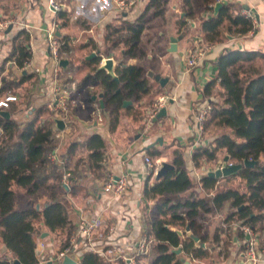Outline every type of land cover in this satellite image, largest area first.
Instances as JSON below:
<instances>
[{
  "label": "crops",
  "instance_id": "crops-1",
  "mask_svg": "<svg viewBox=\"0 0 264 264\" xmlns=\"http://www.w3.org/2000/svg\"><path fill=\"white\" fill-rule=\"evenodd\" d=\"M58 1L65 5V10L55 15L50 10L49 0H0V17L13 20L10 25L12 28L0 29V67L4 66V69L0 68V80L5 78L18 84L13 90L17 91L19 97L18 103H14L17 109L13 114L17 121H29L42 108L40 124H52L59 132L61 141L56 148L58 157L68 156L69 144L77 142L74 166L82 158H88L89 150L84 142L89 137L99 134L106 144L102 169L95 171L82 163L78 164L80 172L77 179L89 186L90 195L69 196L68 199L77 226L83 218L100 217L104 223L92 242L81 237L77 239L72 254L79 256V264L83 253L94 249L105 253L112 264H122L120 253L134 251L142 235L146 234L153 240L150 234L152 220L162 202H184L187 198H201L204 195L212 204L193 218L195 223L191 231H179L184 239L192 232L203 242L213 240L215 247H204V255L199 258L184 253L181 255L192 261L191 264H246L244 249L247 237L240 225L241 221L236 217L228 219L238 209L233 206V201L227 200L231 210L227 214L223 209L219 210L224 204L218 207L212 202L216 190L204 188L201 183L204 174L213 169L205 172L202 167L198 171L192 157L204 137V133L198 135L196 132L197 104L209 102L205 100L202 90L217 77L220 54L225 50L236 49L264 52V0L231 1L241 9L242 14L244 10L253 12L256 30L242 35L235 32V26L230 32L227 29L228 22H225L216 43H210L205 36L203 22L217 14L221 7L217 12L215 7L220 0L215 4H208L205 0H158L149 9L152 0H135L134 6L125 13L119 12L112 0ZM142 16L146 21L144 31L135 50L127 52L129 45L119 37L126 34V24L135 23ZM54 19L60 23V35H57L68 41L73 55L76 51L79 56H84L81 63L73 62L72 57V60L68 59L69 63L63 67L60 75L70 97L68 116L64 119L66 127L62 131L56 123V119L61 118L48 109V104L54 98V64L50 59L46 36ZM22 29L30 34L28 42L32 57L23 66L16 65L15 61L4 65L14 49L15 37ZM145 35H149L148 38L144 39ZM174 38L178 39L176 51H172ZM116 41L117 45L114 44ZM199 47L206 48V52L196 66L190 67V54ZM93 53L96 55L92 56ZM108 56L115 60L114 71L119 82L118 73L124 68L131 65L142 68L141 79H146L149 84L147 91H140L139 97L121 81L118 92L122 98L106 94L104 86L96 80L94 69L97 64L94 59L101 57V66ZM258 64H264V59ZM157 77L166 80L161 83ZM164 95L168 97L165 106L168 114L155 120L150 111L153 104ZM151 144L154 145L147 148ZM154 152H161L162 155L155 157ZM147 156L161 164L165 161L173 164L175 168L171 171L187 169L192 186L184 192L147 197L146 184L156 180L149 173ZM179 161L181 164L178 165L176 162ZM111 176L128 178L127 193L117 195L105 191V184ZM200 191L208 193L198 194ZM39 194L42 198L38 197L36 204L40 205L46 201L45 192L39 190L33 194L35 196L30 195L37 197ZM171 228L176 229L173 226ZM42 231L48 232L45 225ZM261 233L264 236V229ZM47 234L48 239L42 236L36 238L37 243L44 244L40 259L52 257L58 261L61 236ZM262 244L261 241L257 246L261 258L258 264H264ZM146 263L149 264V258Z\"/></svg>",
  "mask_w": 264,
  "mask_h": 264
},
{
  "label": "trees",
  "instance_id": "trees-1",
  "mask_svg": "<svg viewBox=\"0 0 264 264\" xmlns=\"http://www.w3.org/2000/svg\"><path fill=\"white\" fill-rule=\"evenodd\" d=\"M208 4L217 3L218 0H205ZM148 9L157 4L152 0ZM214 3V4H215ZM211 9H213L211 7ZM147 12V10H146ZM160 13V12H158ZM61 15H64L63 13ZM228 22L227 29L239 34H247L256 30L254 19L246 18L241 9L231 2L224 4L216 15L203 22V31L210 43H216L222 26ZM146 21L144 16L135 23L126 24V34L119 37L129 47L127 52H133L137 42L144 31ZM125 30V28H123ZM116 32H119L117 30ZM30 34L26 29L20 30L14 40V49L6 59L7 62L15 61L16 65L23 66L32 57L29 48ZM63 49H70L68 41L62 39ZM117 41L114 42L117 45ZM218 59L217 77L209 81L203 88L205 100H209L211 111L204 124V133L211 132L212 139L208 143L199 141L193 153V162L198 168L205 163L217 160L220 151L226 150L229 162L239 164L244 159H261L264 154V70L259 61L264 59V52L260 50H225ZM95 77L106 90L114 97L122 98L118 86L124 81L126 87H131L134 94L145 92L149 87L143 77V69L135 65L128 66L120 71V82L105 70L100 69L101 57H95ZM4 69V66L0 67ZM0 80V96L8 91H13L18 84L2 78ZM18 80L17 83H20ZM134 83V84H133ZM147 87V88H146ZM135 88L137 90H135ZM140 92V93H141ZM13 104L6 109L12 115L6 118L0 115V264H14L17 258L24 264H40L42 261L37 255L39 243L36 238L42 236L48 239L43 232L44 225L51 234L61 236L60 251L66 248H75L71 245L70 237L76 229L69 196L72 198L90 195V188L81 183L77 176L84 164L91 170H100L103 166L106 144L99 134L89 137L84 146L89 150L88 158H82L73 166V156L77 142L69 144L68 162L54 163L50 154L55 151L61 141L58 131L51 124H40V112L37 110L34 117L26 122L17 121L14 112L17 109ZM1 110V108H0ZM213 129V130H212ZM216 130L215 133L213 132ZM155 157H160L161 152H154ZM176 162L178 165L181 164ZM71 172L72 176L64 187L63 175ZM230 177H240L244 180L247 190L240 188H227L217 186L220 179L204 174L201 183L204 188L217 190L212 202L221 207L227 200L233 201V206L238 209L229 215L228 219L236 217L238 221L251 225L257 232L264 229V163L256 167H244ZM145 195L166 194L169 192H184L192 186V178L187 169L170 171L165 177L146 184ZM15 186L23 187L29 194H36L39 190L45 192L43 204L29 203L25 208L18 209V194ZM245 204L243 209L239 207ZM209 202L206 197L187 198L184 202H162L153 217L151 233L153 235L152 247L149 255L138 256L137 264H185L187 257L199 258L204 255V250L190 236L185 239L179 230L193 227V218L207 209ZM171 226L176 229L171 228ZM47 232V233H48ZM3 245L8 250L2 253ZM181 248V253L174 252ZM81 264H112L105 253L97 250H86L81 258Z\"/></svg>",
  "mask_w": 264,
  "mask_h": 264
},
{
  "label": "built area",
  "instance_id": "built-area-1",
  "mask_svg": "<svg viewBox=\"0 0 264 264\" xmlns=\"http://www.w3.org/2000/svg\"><path fill=\"white\" fill-rule=\"evenodd\" d=\"M233 0H220V2H231ZM112 3H114V6L119 12H124L130 10L134 4L135 0H112ZM49 7L51 12H54L55 15H58L60 12L65 10V5L59 2L58 0H49ZM243 14L246 18H251L256 20L254 18L253 12L249 10H244ZM13 20L12 18H1L0 17V29H6L9 28L10 25H12ZM52 28L47 31V41L49 44V53H50V59L54 64L53 69V78H54V86H53V100L48 104V109L52 114H56L57 117L61 119H66L69 112V106H70V97L67 94V89L65 88V85L62 81L61 72L63 69L62 62L65 59V56L69 53L68 51L63 49V43L60 40L59 36L57 35L59 29H60V23L57 19H54L52 22ZM206 52V48H196L193 50L190 54V58L188 59V65L190 67H194L199 63L200 58L202 55ZM26 63H29L26 62ZM103 64V63H102ZM19 97L14 94L13 92H7L0 96V108L3 110H6L10 108L14 103H18ZM168 97L166 95L160 97L152 106L151 116L156 117L157 114L160 112L162 108H164L167 104ZM197 114L195 117L196 122V129L197 134L201 135L204 133V124L207 116L209 115L211 111V106L209 103H201V105L197 104ZM55 149L54 152L50 154V158L54 163H67L68 162V156H65L63 158L58 157V153ZM146 165L149 167V173L153 176H155L159 169L162 167L161 163L158 161H155L152 157L147 156L146 157ZM229 166H234L232 162H228ZM222 166V165H221ZM72 174L71 172H66L63 175V182L65 184L68 183L70 180ZM129 190L128 185V178L126 176L121 177H115L111 176V178L106 182L105 184V191L107 193H114L117 195H123L127 193ZM79 226L76 227V229L73 231L70 242L71 245H76V241L78 238H83L87 242H92L94 235L100 231L104 227V223L102 218L100 217H94L91 218H83L79 222ZM244 234L249 237V239L246 241L245 245V256L246 264H258L260 261V255L257 250V246L262 241L263 248L262 251H264V236H258L254 228L250 225H245L243 227ZM153 240L148 235H142L139 238V241L137 243V247L134 251L131 252H121L119 255V259H121L122 264H137L138 256L140 255H147L150 251L151 244ZM96 250V249H94ZM101 252L100 250H97ZM73 253L72 248H66L63 251L59 253L58 259L61 260L65 256L70 255ZM47 259H53L52 257L46 258L42 260V262L46 261ZM41 262V263H42ZM40 263V264H41Z\"/></svg>",
  "mask_w": 264,
  "mask_h": 264
},
{
  "label": "water",
  "instance_id": "water-1",
  "mask_svg": "<svg viewBox=\"0 0 264 264\" xmlns=\"http://www.w3.org/2000/svg\"><path fill=\"white\" fill-rule=\"evenodd\" d=\"M227 3L228 2H218L216 4L215 11L217 12L220 7H222L224 4H227ZM10 28H12V26ZM57 34L60 35L59 32ZM173 43L174 44L172 45L173 46L172 51H176L178 39L174 38ZM95 55H96V53L92 54V56H95ZM68 63H69V60H64L62 62L63 67H66L68 65ZM114 67H115L114 58H112L111 56H108L107 59L105 60V63H103L100 66V69L105 70L107 73H109L111 76H113L117 81H119V77L115 74ZM157 79H159V81L161 83H164V80H166V79H164V78L162 79L160 77H157ZM167 114H168L167 107H164L157 114V116L155 117V120L160 119V118L166 116ZM0 115H3L6 118H10L12 116L8 110H3V109L0 110ZM56 123H57V128L59 130L62 131L65 129L66 122L64 119H56ZM0 133H1V129H0ZM159 141L162 142V138H160ZM152 145H154V144L147 146V148L152 146ZM229 159H230L229 155H227L221 164L222 166H220V168H218L216 170L209 171L208 176L219 179L221 177H226V176H230L232 174H235V173L239 172V170L244 168V167L254 168L258 163H260L259 160L255 161V160H250V159L246 158V159H244L243 162H240L239 164H236L234 166H229L228 165ZM161 166L162 167L159 169L158 173L155 176L156 180H159V179L165 177L171 170H173L175 168V166L173 164L169 163L168 161L162 162ZM64 187H66L68 190L70 189V187H68L67 184H64ZM187 230L191 231V227L188 226ZM178 232H179V234H182L181 231H178ZM44 235L46 236L47 233H45ZM189 236L192 239H194L198 243V245L202 248H204V247L214 248L215 247L213 240H211L209 243H207L205 241L203 242L201 240V238H199L198 236H196L192 232L189 233ZM43 249H44V244L42 242H39V245L37 248V255L38 256L42 255ZM6 250H8L7 246L3 245L2 252H5ZM174 252L179 254L182 252V249L181 248L175 249ZM13 261H14V264H24L23 262L19 261V259H17V258H15ZM79 261H80L79 256L77 254L76 255L70 254V255H67L63 259L58 260V261L53 260V259H47L46 261L42 262L41 264H79ZM185 264H191V261L186 259Z\"/></svg>",
  "mask_w": 264,
  "mask_h": 264
},
{
  "label": "rangeland",
  "instance_id": "rangeland-1",
  "mask_svg": "<svg viewBox=\"0 0 264 264\" xmlns=\"http://www.w3.org/2000/svg\"><path fill=\"white\" fill-rule=\"evenodd\" d=\"M148 36L149 35H145L144 36V39H146V38H148ZM68 54L65 56V59L66 60H68V59H70V60H72L73 59V62H75V63H81L84 59V56H79L77 53H76V51H74V55H73V52H72V50H68ZM85 52H87V51H85ZM73 55V56H72ZM71 57H72V59H71ZM260 67H261V69L262 70H264V64H260ZM77 71V70H76ZM151 71H154V70H151ZM10 92H13L14 94H16L17 95V91L15 90V91H10ZM82 94H83V92H82ZM213 130V129H212ZM215 129H214V133H215ZM212 133L211 132H205L204 133V137H203V140H204V143L206 144V143H208L211 139H212ZM171 156V155H170ZM227 156V151L226 150H223V151H220V153H219V155H218V158H217V160H215V161H213V162H209V163H205L204 165L205 166H203V168H204V171L206 172L208 169H210V168H212L213 170H216V169H218V168H220V166H221V164H222V162L224 161V158ZM260 161L262 162V163H264V154L262 155V157H261V159H260ZM218 166V167H217ZM202 169V168H198V171H200V170ZM156 176V175H155ZM155 176H153L154 178H155ZM220 179V184H218L217 186L219 187V189H221V187H227V188H240V190H247L246 189V185H245V182H244V180L242 179V178H238V177H230V178H228L225 182H223L222 180H223V177H221V178H219ZM216 186V187H217ZM15 189H16V192H17V194H18V200H17V206H18V209H22L23 207L22 206H26L27 204H31V203H34L35 204V202L36 201H38V197H40V198H42V196L39 194L37 197H32L27 191H25V189L23 188V187H17V186H15ZM214 190H217L216 188L214 189ZM194 191H196V190H194ZM214 192H216V191H214ZM201 193H204V194H207L208 192H202V191H200V193H198V194H201ZM203 194V195H204ZM202 195V196H203ZM33 196H35V195H33ZM199 196V195H198ZM205 196V195H204ZM172 197V196H171ZM207 197L209 198V195H207ZM43 200H44V198H43ZM208 200V202H209V206H210V204H212L210 201H209V199H207ZM208 206V207H209ZM223 209V210H222ZM219 210H222V211H224V213H226L227 214V212H228V210H231V208H230V206H229V203L228 202H225L224 203V205H223V208H221V209H219ZM233 210H236L235 208L233 209ZM223 213V214H224ZM0 245H1V243H0ZM151 251V250H150ZM1 254H3V252L1 253ZM41 256V255H40ZM192 262V261H191Z\"/></svg>",
  "mask_w": 264,
  "mask_h": 264
},
{
  "label": "flooded vegetation",
  "instance_id": "flooded-vegetation-1",
  "mask_svg": "<svg viewBox=\"0 0 264 264\" xmlns=\"http://www.w3.org/2000/svg\"><path fill=\"white\" fill-rule=\"evenodd\" d=\"M250 160H252V159H250ZM257 160L260 161V159H257ZM257 160H255V161H257ZM260 163H261V161H260ZM260 163H258V164H260ZM235 165H236V164H235ZM256 166H257V165H256ZM256 166H255V167H256ZM244 207H245V204L241 205V206L239 207V211H240V209H243ZM240 221H241V220H240ZM240 225H241V227H242V229H243V227H244L245 225H249V224H245L243 221H241V224H240ZM250 226H251V225H250ZM254 230H255V229H254ZM255 231H256V230H255ZM243 232H244V230H243ZM256 233H257L258 236H260V237L262 236V233H261V232H257V231H256ZM245 236H246V235H245ZM246 237H247V240H248L249 237H248V236H246ZM247 240H246V241H247ZM245 245H246V243H245ZM244 250H245V249H244ZM245 253H246V252H245Z\"/></svg>",
  "mask_w": 264,
  "mask_h": 264
}]
</instances>
